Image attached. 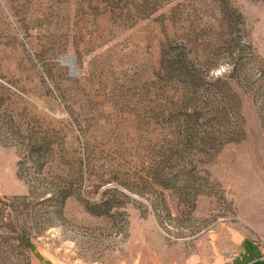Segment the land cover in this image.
I'll use <instances>...</instances> for the list:
<instances>
[{"label":"rangeland","instance_id":"1","mask_svg":"<svg viewBox=\"0 0 264 264\" xmlns=\"http://www.w3.org/2000/svg\"><path fill=\"white\" fill-rule=\"evenodd\" d=\"M244 242L264 0H0V264H260Z\"/></svg>","mask_w":264,"mask_h":264},{"label":"trees","instance_id":"2","mask_svg":"<svg viewBox=\"0 0 264 264\" xmlns=\"http://www.w3.org/2000/svg\"><path fill=\"white\" fill-rule=\"evenodd\" d=\"M14 230H15L16 232H18V233L20 232V234H23V233L21 232V230L18 229V228H16L15 226H14ZM22 242H23V244H24V246H25L26 248H28V249L30 248V241H29L28 239H26L25 237H22ZM244 244L246 245V246H244V248H245V254H246V253L249 254V253H250L249 251L252 252L251 254L248 255L249 258L259 259V258L261 257L260 255L257 254L255 248H251V250H249V249H250V246L247 245L246 242H244ZM250 260H252V259H250ZM257 263L264 264V259H263V260H259V261H257Z\"/></svg>","mask_w":264,"mask_h":264},{"label":"water","instance_id":"3","mask_svg":"<svg viewBox=\"0 0 264 264\" xmlns=\"http://www.w3.org/2000/svg\"><path fill=\"white\" fill-rule=\"evenodd\" d=\"M74 61H75V58L73 56H61L60 57V63L61 64H69V69L71 71V73L73 74H77V71H76V68H75V65H74Z\"/></svg>","mask_w":264,"mask_h":264},{"label":"crops","instance_id":"4","mask_svg":"<svg viewBox=\"0 0 264 264\" xmlns=\"http://www.w3.org/2000/svg\"><path fill=\"white\" fill-rule=\"evenodd\" d=\"M264 259V256L260 258V260H263Z\"/></svg>","mask_w":264,"mask_h":264}]
</instances>
